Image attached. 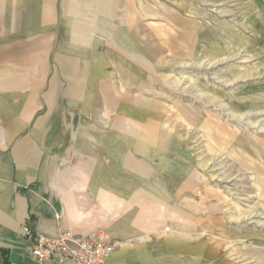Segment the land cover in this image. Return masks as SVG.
<instances>
[{"label":"crops","instance_id":"obj_1","mask_svg":"<svg viewBox=\"0 0 264 264\" xmlns=\"http://www.w3.org/2000/svg\"><path fill=\"white\" fill-rule=\"evenodd\" d=\"M136 11L129 0H0V264H41L25 223L131 240L186 190V170L151 157L163 117L140 104L145 74L124 37L139 28ZM211 123L206 151H228L229 176L258 167L262 143ZM131 250L106 264H133Z\"/></svg>","mask_w":264,"mask_h":264},{"label":"rangeland","instance_id":"obj_2","mask_svg":"<svg viewBox=\"0 0 264 264\" xmlns=\"http://www.w3.org/2000/svg\"><path fill=\"white\" fill-rule=\"evenodd\" d=\"M129 1L139 28L124 37L145 74L140 104L163 117L151 157L188 180L121 248L133 264H264V147L257 168L231 176L228 151H206L212 121L264 145V0Z\"/></svg>","mask_w":264,"mask_h":264},{"label":"built area","instance_id":"obj_3","mask_svg":"<svg viewBox=\"0 0 264 264\" xmlns=\"http://www.w3.org/2000/svg\"><path fill=\"white\" fill-rule=\"evenodd\" d=\"M21 231L25 238L33 241L30 254L41 264H106L123 245L122 241L99 230L79 236L65 231L45 235L25 223Z\"/></svg>","mask_w":264,"mask_h":264},{"label":"bare ground","instance_id":"obj_4","mask_svg":"<svg viewBox=\"0 0 264 264\" xmlns=\"http://www.w3.org/2000/svg\"><path fill=\"white\" fill-rule=\"evenodd\" d=\"M222 128H223V127H222ZM217 130H218V129H217ZM215 133H216V132H215ZM218 133H219V131H218ZM212 134H213V136H214V133H212ZM216 136H218V135H216ZM216 136H215V137H216ZM221 136H222V134H221ZM221 136H220V137H221ZM218 137H219V136H218ZM225 137H226V136H225ZM213 140H214V139H213ZM219 140H220V139H219ZM219 140H218V141H219ZM225 140H226V139H225ZM217 143H218V142H217ZM243 145H244V144H243ZM227 147H228V146H227Z\"/></svg>","mask_w":264,"mask_h":264}]
</instances>
